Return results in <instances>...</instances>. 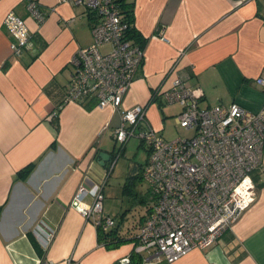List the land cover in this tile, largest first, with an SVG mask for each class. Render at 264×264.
Listing matches in <instances>:
<instances>
[{"label": "crops", "instance_id": "0c3cea01", "mask_svg": "<svg viewBox=\"0 0 264 264\" xmlns=\"http://www.w3.org/2000/svg\"><path fill=\"white\" fill-rule=\"evenodd\" d=\"M26 1L0 0V264H117L132 251L141 214L130 222L124 215L120 231L132 238L108 247L95 225L69 205L84 179L89 187L104 181L107 165L95 160L93 147L108 151L104 139L120 122L110 107L64 100L75 51L92 42L91 17L82 6L37 0L46 11L38 22ZM124 1L145 39L144 63L122 97L124 107L147 105V121L162 126L159 102H147L179 72L202 90L201 107L236 102L264 112V89L254 81L264 76V0ZM10 11L30 36L19 56L12 55L14 37L2 23ZM252 176L255 200L216 243L172 263L138 264H264V171ZM84 197L92 202L91 194ZM104 207L103 199V212L111 215ZM41 223L54 230L45 250L32 235Z\"/></svg>", "mask_w": 264, "mask_h": 264}, {"label": "built area", "instance_id": "2783aa9c", "mask_svg": "<svg viewBox=\"0 0 264 264\" xmlns=\"http://www.w3.org/2000/svg\"><path fill=\"white\" fill-rule=\"evenodd\" d=\"M62 1L84 7L92 22V42L75 51L71 62L75 69L69 75L64 100L110 107L120 119L112 134L115 156L104 171V181L89 187L84 179L69 205L96 228L106 231L115 225L114 217L103 212V183L123 146L134 137L148 148L141 170L150 200L131 252L141 262L172 263L191 249L216 243L256 198L252 175L264 171V112L249 111L236 102L201 107L202 90L189 86L186 76L176 71L170 87L155 88L151 97L179 104L181 111L174 120L193 130V135L166 140L160 133L162 126L153 127L147 121L146 105H122V97L144 63L145 46L131 37L117 2ZM25 7L38 22L46 16L37 0H27ZM2 23L14 37L12 55L19 56L30 45L24 20L10 11ZM254 81L264 89V76ZM97 150L94 146L93 153ZM88 194L93 197L91 203L84 201ZM33 235L45 250L54 230L41 223ZM67 264L77 262L67 260ZM117 264L134 263L127 255Z\"/></svg>", "mask_w": 264, "mask_h": 264}, {"label": "rangeland", "instance_id": "374dc122", "mask_svg": "<svg viewBox=\"0 0 264 264\" xmlns=\"http://www.w3.org/2000/svg\"><path fill=\"white\" fill-rule=\"evenodd\" d=\"M101 49L105 50V47ZM158 109L162 116V131L160 133L163 138L170 140L193 135V130L185 129L174 120L175 115L181 111L179 104H168L162 100ZM112 134L104 139V147L108 151L115 148ZM123 147V150L115 158L107 177L108 182L103 195L104 208L114 218H119L122 213H125L126 220L130 222L146 212V205L150 198L148 182L140 177V169L147 159L148 148L141 145L139 140L134 137L129 139ZM140 197H143L145 201L141 203Z\"/></svg>", "mask_w": 264, "mask_h": 264}, {"label": "trees", "instance_id": "16d2710c", "mask_svg": "<svg viewBox=\"0 0 264 264\" xmlns=\"http://www.w3.org/2000/svg\"><path fill=\"white\" fill-rule=\"evenodd\" d=\"M115 2H117V6H118V9H119V13L121 14V17L123 18V20L125 21V22H127V23H129L128 25H129V32H130V34H131V37H133L135 40H137L138 42H140L143 46H145V39H141V37H139L140 35H139V33L137 32V30H136V28H135V26L133 25V23H132V18H133V16H132V8H131V5H130V3L128 2V1H124V0H115ZM91 24H92V22H91ZM152 96V95H151ZM150 96V99H149V101L147 102V104H150L151 102H153V101H158L159 103H158V106H160L161 105V102H162V100H160L159 98L158 99H155V100H153L152 99V97ZM89 106V105H88ZM87 106V107H88ZM147 106V105H146ZM59 108V107H58ZM58 108H56V110L54 111V115L55 116H57L58 115ZM89 108V107H88ZM57 126V125H56ZM141 145H143L142 143H140ZM123 150V148L121 149V151ZM114 156H115V154H111V158H110V160L106 163V168L110 165V162H111V160H112V158H114ZM146 162V161H145ZM145 164V163H144ZM144 164L142 165V167H141V169H143V166H144ZM31 166H32V164H29V165H27V166H25V167H23L22 169H20L19 171H18V176L19 177H23L25 174H27L29 171H30V169H31ZM140 169V170H141ZM140 177H142V170H141V176ZM139 201L142 203L143 201H145L144 200V198L143 197H140L139 198ZM149 200H148V203H147V208H146V212H145V215L148 213V211H149ZM106 214V213H105ZM124 215H125V218H126V214H124V213H122L121 215H120V217L118 218H116V220H115V225L113 226V227H111V228H109L108 230H106V231H103L101 228H99V227H97L96 229H97V236H98V240H99V242H100V244H103V245H105V246H117L119 243H122V242H124V241H126V240H129V239H131L132 237H131V235H129V231H124V232H121L120 230H121V228H120V225H121V223L120 222H122V220H123V218H124ZM145 215H144V213L143 214H141V217H139V219H141V218H143V217H145ZM143 220H144V218H143ZM143 222V221H142ZM141 222V223H142ZM141 223L138 225V229H139V227H140V225H141ZM137 233H138V231L135 233V235H134V241H135V239H136V235H137ZM32 235H33V233H32ZM34 236V235H33ZM34 238H35V236H34ZM35 240L37 241V239L35 238ZM38 242V241H37ZM38 244L40 245V243L38 242ZM41 246V245H40ZM41 248H42V246H41ZM43 249V248H42ZM128 256H129V258H130V260L134 263V264H138V263H140L141 262V257L140 256H138V255H135L134 253H130V254H128Z\"/></svg>", "mask_w": 264, "mask_h": 264}, {"label": "water", "instance_id": "95a60500", "mask_svg": "<svg viewBox=\"0 0 264 264\" xmlns=\"http://www.w3.org/2000/svg\"><path fill=\"white\" fill-rule=\"evenodd\" d=\"M114 148L111 151H104V150H100V151H95L93 153V156L96 158L95 160H97V162L101 165V166H105L106 162H108L111 158V154L113 153Z\"/></svg>", "mask_w": 264, "mask_h": 264}]
</instances>
